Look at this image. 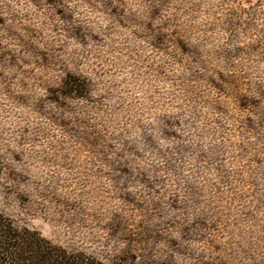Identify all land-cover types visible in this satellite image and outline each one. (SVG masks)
I'll use <instances>...</instances> for the list:
<instances>
[{
  "label": "clouds",
  "instance_id": "clouds-1",
  "mask_svg": "<svg viewBox=\"0 0 264 264\" xmlns=\"http://www.w3.org/2000/svg\"><path fill=\"white\" fill-rule=\"evenodd\" d=\"M57 6L70 22L47 0H0V50L16 57L14 64L0 61V158L29 178L19 184L7 170L0 173V208L17 220H47L66 245L103 264L124 247L105 230L114 212L142 215L150 224L171 221L167 235L176 240L183 226L203 218L216 230L181 246L198 255L211 251L212 240L229 264L264 258V172L249 167L241 177L231 140L239 116L233 101L244 84L223 96L211 84L220 73L246 71L248 87L264 85V60L225 58L241 41L222 30L221 6L214 0H59ZM256 24L253 32L264 29V15ZM74 27L84 30L82 39L70 35ZM161 34L163 49L155 46ZM41 52H56L51 67L39 64ZM66 71L87 80V97L48 99ZM241 142L254 154V140ZM12 152L23 154L19 164ZM252 181L255 188H246ZM18 194L29 203L21 205ZM122 194L144 210L137 213ZM65 202L74 205L71 212ZM174 257L175 264H195Z\"/></svg>",
  "mask_w": 264,
  "mask_h": 264
},
{
  "label": "rangeland",
  "instance_id": "rangeland-1",
  "mask_svg": "<svg viewBox=\"0 0 264 264\" xmlns=\"http://www.w3.org/2000/svg\"><path fill=\"white\" fill-rule=\"evenodd\" d=\"M32 2L38 3L39 0H32ZM214 2L219 4L221 9L224 10L221 24L222 30L229 34L230 40L241 41L233 51L225 50V58H236L243 54L246 59L259 57L264 60V29L252 31L257 28L256 21L264 15V11H262L264 10V0H214ZM47 3L50 7L55 8L56 16L61 20L68 22L72 20L71 15L66 13L64 8L57 6L59 0H47ZM115 12L116 10L113 9L114 14ZM217 19H220V17H217ZM4 24L5 20L0 16V25ZM70 35L79 40L83 38L85 33L82 28L74 27ZM166 40V35H159L155 41V46L163 49ZM178 43L183 51H189L183 41H178ZM5 57H9V62L12 64L16 62V57L12 53L0 50V61L4 60ZM55 58L56 52H41L39 64L51 67ZM246 76V71H240L234 77H226L223 73H220L216 79L211 81L213 89L218 90L222 96L230 88H239L240 82L244 84V89L235 96L233 101L239 116L236 121L235 133L231 137L235 144V154L240 158L239 162L242 167L237 169V171L241 177L245 175L249 167L256 169L258 174L264 172V155H261L264 152V147H262L264 146V85L256 83L253 87H248ZM89 88L90 84L84 77L72 71H66L60 80L59 86L48 90V99L57 101L61 97L83 99L87 97ZM18 101L22 103L23 98L19 97ZM217 111H224V109L222 106L217 105ZM241 138L245 140L251 139L256 142L254 154L249 151V147H245L241 142ZM223 143L224 140L221 138V144ZM9 151L11 152V150ZM22 158V153H11V159L17 164L22 161ZM224 159L226 160L227 157L225 156ZM5 170H7V178L15 183L23 184L29 179L22 173L16 172L0 158V173ZM118 171L121 175H129L128 168H120ZM224 171L227 172V169H224ZM255 185L256 182L252 181L245 187L254 189ZM120 200L133 206L137 213H141L144 210V205L136 202L130 194H122ZM17 201L21 205H27L29 197L18 194ZM178 207L177 200L172 199L171 208L176 209ZM73 208L74 205H69L65 202V211L71 212ZM0 213L10 219L14 227L19 230L28 229L37 233L53 246L70 253L88 255L83 249L66 245L62 237L54 234L53 225L45 219L33 216L27 221L17 220L6 208H0ZM151 218V216L148 217L149 220ZM170 226L175 227V225L171 224V221L162 224H150L146 223L142 215L125 217L119 212H114L105 225V230L109 237L123 241L124 247L118 249L108 258V264H175V253L194 258L195 264H229L222 256L216 255V253L221 251V245L214 243L212 240L208 241L211 251H203L198 255L194 249L181 246L182 244L186 245L187 242L203 240L205 238L204 233L209 230V227L212 231H215L217 225L212 224L209 226L206 219L197 218L191 224L182 227L180 240L172 239L167 235V228ZM161 244L166 246L167 251L160 248ZM255 264H264V258L257 256Z\"/></svg>",
  "mask_w": 264,
  "mask_h": 264
},
{
  "label": "trees",
  "instance_id": "trees-1",
  "mask_svg": "<svg viewBox=\"0 0 264 264\" xmlns=\"http://www.w3.org/2000/svg\"><path fill=\"white\" fill-rule=\"evenodd\" d=\"M0 264H103L84 253L53 246L39 234L19 230L0 213Z\"/></svg>",
  "mask_w": 264,
  "mask_h": 264
}]
</instances>
